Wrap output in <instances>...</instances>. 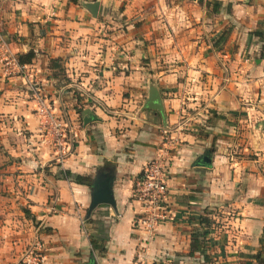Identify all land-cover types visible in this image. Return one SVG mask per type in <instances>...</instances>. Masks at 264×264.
Masks as SVG:
<instances>
[{"label": "crops", "instance_id": "1", "mask_svg": "<svg viewBox=\"0 0 264 264\" xmlns=\"http://www.w3.org/2000/svg\"><path fill=\"white\" fill-rule=\"evenodd\" d=\"M0 35L16 59L32 54L33 83L0 66V264H18L32 230L42 264H264V0H0ZM155 94L160 110L146 107ZM37 96L70 127L61 162ZM164 130L173 216L149 236L132 227L131 189ZM65 171L111 180L114 208L84 232L91 189ZM203 230L209 263L189 254Z\"/></svg>", "mask_w": 264, "mask_h": 264}, {"label": "built area", "instance_id": "2", "mask_svg": "<svg viewBox=\"0 0 264 264\" xmlns=\"http://www.w3.org/2000/svg\"><path fill=\"white\" fill-rule=\"evenodd\" d=\"M0 66L4 76L12 73L20 76L25 81L27 74L25 66L19 64L15 55L9 50L7 42L0 35ZM28 88L33 90V83L26 81ZM36 108L34 113L41 134L46 139L56 159L61 162L70 152L72 147L71 130L65 118L57 116L41 97H35ZM177 140L168 131H162V141L157 155L143 164L139 176L135 179L131 196L137 204L138 214L132 221L134 229L143 230L151 236L161 225L169 222L173 211L167 203V173L171 162V152ZM50 213H55L50 209ZM79 226L84 232V218L78 216ZM33 240L25 248L18 264H42L44 250L41 241L32 230ZM141 264V263H140Z\"/></svg>", "mask_w": 264, "mask_h": 264}, {"label": "trees", "instance_id": "3", "mask_svg": "<svg viewBox=\"0 0 264 264\" xmlns=\"http://www.w3.org/2000/svg\"><path fill=\"white\" fill-rule=\"evenodd\" d=\"M31 59H32V54L27 53L23 56H19L17 60H18L19 64H27L30 62ZM62 177L64 179L70 181V182H73V183L78 184V185H83V186H86L89 189H91L92 181H91V178L88 176L73 175V174H70L69 172L65 171V172H63ZM95 209H93L91 211V214H89L88 216H86L84 218L85 221L91 222V216L93 215L92 213H94L93 211H95ZM199 222H200V224L203 225V227H207L210 224V222H208L207 219L203 218V217H201L199 219ZM205 235H207V230H203L201 233L193 234L191 236L189 254H192V252L197 251L199 254L202 255L204 262L209 263L208 259L206 258V255L204 253V249L199 247L200 244H203V239H204ZM199 237L201 240L199 239ZM88 240H89V244H90L92 250H97V252H99V254H102L104 252V247H103L104 239L98 238V237L96 238L93 235H91V236L89 235Z\"/></svg>", "mask_w": 264, "mask_h": 264}, {"label": "water", "instance_id": "4", "mask_svg": "<svg viewBox=\"0 0 264 264\" xmlns=\"http://www.w3.org/2000/svg\"><path fill=\"white\" fill-rule=\"evenodd\" d=\"M90 9L92 12L95 11V5H91ZM159 98L155 94L148 99L146 107L149 109L160 110ZM89 118L84 120L83 123L89 122ZM199 165L204 166L209 164V158L207 156H202L199 158ZM99 205H106L114 208V202L111 195V180L108 175H98L96 176L91 184L90 201L86 210V215L88 216L93 209Z\"/></svg>", "mask_w": 264, "mask_h": 264}, {"label": "rangeland", "instance_id": "5", "mask_svg": "<svg viewBox=\"0 0 264 264\" xmlns=\"http://www.w3.org/2000/svg\"><path fill=\"white\" fill-rule=\"evenodd\" d=\"M69 1H70V0H69ZM22 253H23V252H22ZM21 256H22V254H21ZM21 256H20V257H21ZM20 257H19V261H20ZM19 261H18V263H19Z\"/></svg>", "mask_w": 264, "mask_h": 264}]
</instances>
